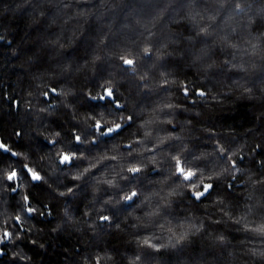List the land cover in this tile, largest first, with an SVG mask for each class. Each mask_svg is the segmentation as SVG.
Listing matches in <instances>:
<instances>
[{
    "label": "clouds",
    "instance_id": "1",
    "mask_svg": "<svg viewBox=\"0 0 264 264\" xmlns=\"http://www.w3.org/2000/svg\"><path fill=\"white\" fill-rule=\"evenodd\" d=\"M21 10L32 74L0 129L4 264H41L37 238L69 256L101 231L77 264H264V0Z\"/></svg>",
    "mask_w": 264,
    "mask_h": 264
},
{
    "label": "trees",
    "instance_id": "2",
    "mask_svg": "<svg viewBox=\"0 0 264 264\" xmlns=\"http://www.w3.org/2000/svg\"><path fill=\"white\" fill-rule=\"evenodd\" d=\"M125 2L137 3L138 0H125ZM19 3H22V0H0V36L5 37V41L0 42V129L7 128L9 127V123H15L17 121V116L13 110H15V107L18 106L20 94L27 88L30 81L29 75L32 74L30 68L24 61L26 55L31 53L30 47L27 51H25V42L31 39V34L26 22L27 18L24 15L25 10L14 11L16 5ZM21 20L25 21L22 25L19 23ZM9 38L12 39L11 45L6 43ZM18 45L20 55L13 56L10 49L17 47ZM10 101L12 102V107ZM229 130L233 131L234 129L229 128ZM46 147L47 145L44 144L43 148ZM76 147L77 150H79L78 146ZM4 157L5 154L0 153V158ZM31 194L34 200H36L37 197H42L44 195H53L44 185H34L33 192ZM10 199L12 200V205L14 206V198ZM7 207L8 205L0 199V211ZM64 210L69 216H73L74 220L80 221L82 219V217L74 215L71 205L65 204ZM45 211L49 215H55L50 207L45 209ZM40 223L43 222L41 221ZM74 227L82 228L90 233V230L83 224H76ZM98 236L100 238V243L98 245L94 244L87 246L86 241H82L76 249L72 248L69 250L71 253L69 256H67L68 249L66 247H70L71 245L61 236L55 238L54 242L57 244V247L55 248L52 246V240H41L39 238H37V245L32 246H38L39 243H50L47 252L40 253L37 251L34 253L37 257H43V259H41V264H77L78 257L87 254L92 247L104 246L103 240L107 239L106 235H104L103 231H101L98 233ZM144 242L151 244V241L147 238H145ZM80 249L81 252L76 253V251H80ZM101 256H103V253H101ZM0 264H4L3 258H0Z\"/></svg>",
    "mask_w": 264,
    "mask_h": 264
},
{
    "label": "snow or ice",
    "instance_id": "3",
    "mask_svg": "<svg viewBox=\"0 0 264 264\" xmlns=\"http://www.w3.org/2000/svg\"><path fill=\"white\" fill-rule=\"evenodd\" d=\"M126 63H128V64H131L132 63V61H125ZM0 147H2V145H0ZM65 159H67V157H65ZM179 171H183V169H178ZM188 175H191V173H187L186 174V176H188ZM15 177H16V173L15 172H11L10 174H9V176H8V180L9 181H12V180H14L15 179ZM33 178L34 179H39V176L38 175H36L35 173H33ZM8 235V233H5V236H7Z\"/></svg>",
    "mask_w": 264,
    "mask_h": 264
}]
</instances>
